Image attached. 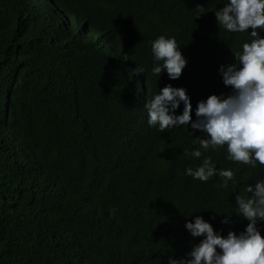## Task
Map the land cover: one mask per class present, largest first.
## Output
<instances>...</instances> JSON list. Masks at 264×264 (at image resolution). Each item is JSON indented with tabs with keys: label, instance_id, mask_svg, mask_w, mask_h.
Returning a JSON list of instances; mask_svg holds the SVG:
<instances>
[{
	"label": "trees",
	"instance_id": "trees-1",
	"mask_svg": "<svg viewBox=\"0 0 264 264\" xmlns=\"http://www.w3.org/2000/svg\"><path fill=\"white\" fill-rule=\"evenodd\" d=\"M126 1L0 0V264H116L121 261L116 258L120 247L124 252L122 264H135L137 258L141 264H168L169 256L183 257L202 238L193 237L188 229L187 236L177 220L184 222L201 215L224 235L230 228L239 232L248 223L246 218L235 215V196L250 195L246 186L264 179V166L257 162L253 168L229 161L226 144L201 149L199 158L189 155L193 148L200 147L195 136L205 134L194 131L192 135L191 122L163 132L149 126L136 79H115L101 66L96 45L99 36L107 33L120 42L128 62H120L125 54L111 51L114 59H119L114 64L126 78L134 75L129 64L142 67L151 87L147 96L152 99L164 83L151 71V42L161 34L174 36L188 62L172 85L186 88L194 119L197 101L212 93L231 91L218 68L235 62L234 54L242 51L244 42L253 39L249 34L251 26L243 33L218 26L213 10L227 0ZM191 10L197 11L195 15ZM83 22L89 24L82 33L77 32L80 38L67 37L68 33H76L72 25ZM95 30L101 31L100 35ZM257 30L264 35V31ZM57 32H63V36ZM61 38L73 44L70 57L64 50L70 44L65 41L63 45ZM187 40L195 46L189 57L186 51L190 49L181 45ZM86 42L91 44L87 50ZM91 122L100 130H94ZM97 142L102 144L100 148ZM85 148L89 149L83 151ZM97 148L105 153L101 152V156ZM206 156L217 169L233 171L227 186L219 175L201 181L184 174L187 167H197ZM160 189L174 190L175 196H154ZM141 196L156 212L147 230L148 239L123 232L124 219ZM110 209L115 211L110 213ZM224 214L233 215L230 224L221 223ZM263 221L257 222L260 229Z\"/></svg>",
	"mask_w": 264,
	"mask_h": 264
},
{
	"label": "clouds",
	"instance_id": "clouds-1",
	"mask_svg": "<svg viewBox=\"0 0 264 264\" xmlns=\"http://www.w3.org/2000/svg\"><path fill=\"white\" fill-rule=\"evenodd\" d=\"M214 11L218 26L227 31L243 33L249 31L250 26L252 29L249 34L253 39L244 42L242 51L234 54L235 62L221 64L218 68L224 85L230 86L231 91L227 94L212 93L197 101L196 118L192 119L193 108L186 88L172 85L186 66L187 57L182 54L174 36L161 34L151 42L154 64L151 71L164 84L144 104L148 112L147 122L149 126H157L161 132L166 128L188 126L191 122L192 135L194 131L205 134L203 137L195 136L200 147L193 148L189 153L195 158L201 157V149L207 150L210 146L215 149L226 144L229 161L240 165L248 164L253 168L257 162L264 166V35H260L257 30L264 31V0H227V3ZM196 16L199 18L201 15ZM65 41L70 44L68 49L64 48L70 57L71 43L69 39H63V45ZM181 45L190 49L191 54L195 50L189 40L181 41ZM111 51L118 53L120 49L102 36L97 51L101 66L108 69L115 79H136L140 99L144 101L151 88L144 69L139 66L138 69H133L132 78L124 77L123 71L118 70L114 64ZM120 60L121 63L126 61L125 58ZM176 111L181 113L177 114ZM184 174L201 181L219 175L224 177V186H227L234 175L230 169H217L207 156L197 167H187ZM245 191L250 195L235 196V215L248 220L243 230L236 232L230 228L224 235L222 230L214 229L212 223L201 215L184 222L177 220L184 226L187 236L189 230L193 237L202 238L183 257L169 256L168 264H264V235L257 224L258 220H264V179L259 178L254 184H248ZM154 196L175 195L160 189ZM114 211L115 209H110V213ZM155 213L150 205L147 206L145 198L139 197L124 219L123 232L148 239L147 230L151 228L150 222ZM232 216L224 214L221 223L230 224ZM116 258L121 260L116 264L125 262L121 247ZM135 264H141V260L137 258Z\"/></svg>",
	"mask_w": 264,
	"mask_h": 264
},
{
	"label": "bare ground",
	"instance_id": "bare-ground-1",
	"mask_svg": "<svg viewBox=\"0 0 264 264\" xmlns=\"http://www.w3.org/2000/svg\"><path fill=\"white\" fill-rule=\"evenodd\" d=\"M118 1H119V0H118ZM127 1H128V0H127ZM127 1H126V2H127ZM136 1H137V0H136ZM152 1H153V0H152ZM154 1H155V0H154ZM180 1H181V0H180ZM205 1H206V0H205ZM207 1H208V0H207ZM124 2H125V1H124ZM130 2H131V1H130ZM130 2H129V3H130ZM132 2H133V1H132ZM139 2H140V0H139ZM156 2H157V1H156ZM164 2H166V1H164ZM127 3H128V2H127ZM152 3H153V2H152ZM181 3H182V2H181ZM208 3H209V1H208ZM37 4H38V3H37ZM120 4H124V3H120ZM160 4H161V3H160ZM163 4H164V3H163ZM216 4H217V3H216ZM216 4H215V5L213 4V5L216 7ZM30 5H31V4H30ZM126 5H128V4H126ZM130 5H131V4H130ZM134 5H135V3H134ZM134 5H132V6H134ZM139 5H140V3H139ZM157 5H158V4H157ZM136 6H137V5H135V7H136ZM140 6H141V5H140ZM140 6H139V7H140ZM128 7H129V6H128ZM130 7H131V6H130ZM139 7H137V10L140 9ZM155 7H156V6H155ZM185 7H186V6H185ZM209 7H210V6H209ZM211 7H212V6H211ZM217 7H218V6H217ZM81 8H83V7H81ZM111 8H112V7H110V9H111ZM138 8H139V9H138ZM149 8H150V7H149ZM149 8H147V9L149 10ZM186 8H188V7H186ZM212 8H213V7H212ZM218 8H219V7H218ZM42 9H43V8H42ZM76 9H77V8H76ZM76 9H74V10H76ZM135 9H136V8H135ZM154 9H155V8H154ZM172 9H173V8H172ZM172 9H171V10H172ZM189 9H190V8H189ZM210 9H211V8H210ZM213 9H214V8H213ZM155 10H156V9H155ZM70 11H71V10H70ZM79 11H80V8H79ZM150 11H151V10H150ZM191 11H192V10H191ZM213 11H214V10H213ZM50 12H51V11H50ZM73 12H74V11H73ZM89 12H90V11H89ZM89 12H88V13H89ZM144 12H146V11H144ZM147 12H148V11H147ZM153 12H154V11H153ZM157 12H158V11H157ZM176 12H177V11H176ZM178 12H179V10H178ZM196 12H197V11H196ZM196 12H195V13H196ZM208 12H212V11L209 10ZM69 13H70V12H69ZM74 13L76 14V11H75ZM86 13H87V12H86ZM154 13H155V12H154ZM173 13H175V12L173 11ZM185 13H186V12H185ZM190 13H191V12H190ZM192 13L195 15L194 11H192ZM67 14H68V11H67ZM77 14H78V13H77ZM92 14H93V13H92ZM146 14H147V13H146ZM151 14H152V13H151ZM151 14H150V15H151ZM169 14H171V12H170ZM179 14H180V13H179ZM209 14H210V13H209ZM38 15H39V14H38ZM42 15H44V14L42 13ZM54 15H55V14H54ZM65 15H66V14H65ZM70 15H71V14H70ZM142 15H143V12H142ZM159 15H160V14H159ZM176 15H178V14L176 13ZM47 16H48V15H47ZM68 16H69V14H68ZM145 16H147V15H145ZM174 16H175V15H174ZM178 16H180V15H178ZM182 16H183V15H182ZM209 16H210V15H209ZM40 17H41V14H40ZM55 17H57V16H54V18H55ZM101 17H102V16H101ZM122 17H123V15H122ZM164 17H165V15H164L162 18H164ZM175 17H177V16H175ZM211 17H214V16H212V14H211ZM41 18H42V17H41ZM45 18H46V17H45ZM50 18H51V17H50ZM50 18H49V19H50ZM52 18H53V16H52ZM58 18H59V17H58ZM61 18H62V17H61ZM123 18H124V17H123ZM155 18H156V17H155ZM155 18H154V19H155ZM157 18H159V17H157ZM160 18H161V16H160ZM62 19H63V18H62ZM102 19H103V18H102ZM104 19H105V18H104ZM104 19H103V20H104ZM42 20H43V19H42ZM57 20H58V19H57ZM59 20H60V19H59ZM69 20H70V19H69ZM110 20H111V19H110ZM135 20H136V18H135ZM137 20H138V19H137ZM137 20H136V21H137ZM170 20H171V19H170ZM172 20H173V19H172ZM180 20H181V19H180ZM83 21H84V20H83ZM105 21H106V20H105ZM152 22H153V21H152ZM185 22L187 23V21H185ZM69 23H70V22H69ZM74 23H75V22H74ZM74 23H73V24H74ZM134 23H135V21H134ZM136 23H137V22H136ZM153 23H154V22H153ZM186 23H185V26H188V25H186ZM196 23H197V22H196ZM70 24H72V23H70ZM88 24H89V23H88ZM88 24H87V23L84 24V22H83V25H82L81 23H80V24H77V23H76V25H72V26H74L75 28H77V29H76V33H74V34H76V35H74L73 33H72V34H69V33H68V36H67V35H66V36L69 37V38H72V39L74 38L75 40H76V38H80V33L78 34L77 32H81V33H82V32L86 29V27H88ZM103 24H107V25L110 26V24H109L108 22H107V23L104 22ZM157 24H158V23H157ZM118 25H119V24H118ZM162 25H163V24H162ZM180 25H181V24H180ZM182 25H184V23H183ZM61 26H63V25H61ZM156 26H157V25H156ZM67 27H68V24H67ZM90 27H91V25H90ZM93 27L95 28V27H96V24H95V26L93 25ZM172 27L175 28L174 26H172ZM178 27H179V26H178ZM56 28H57V27H56ZM65 28H66V27H65ZM109 28H113V26H112V27H109ZM109 28H106V29H109ZM176 28H177V27H176ZM185 28H187V27H185ZM63 29H64V26H63ZM69 29H70V27H69ZM88 29H90V28H88ZM106 29H105V30H106ZM187 29H188V28H187ZM90 30H91V29H90ZM92 30H93V29H92ZM92 30H91V31H92ZM98 30H101V29H98ZM109 30L111 31V29H109ZM150 30H151V29H150ZM95 31H96V30H95ZM107 31H108V30H107ZM107 31H106V32H107ZM146 31H147V30H146ZM151 31H152V33L154 32L153 30H151ZM151 31H150V32H151ZM63 32H64V31H63ZM63 32H62L61 34H59L58 32H57V33H58L59 35H62ZM66 32H67V31H65V33H66ZM96 32H98V31H96ZM96 32H95V33H96ZM100 32H101V31H99L98 34H99ZM103 32L105 33V31H103ZM103 32H102V33H103ZM136 32H137V31H136ZM150 32H149V33H150ZM87 33H88V31H87ZM90 33H91V32H90ZM138 33H139V32H138ZM77 34H78V35H77ZM93 34H94V33H93ZM96 34H97V33H96ZM112 34H113V32H112ZM123 34H124V33H123ZM123 34H122V36H123ZM144 34H145V33H144ZM59 35H58V36H59ZM87 35H88V34H87ZM91 35H92V33H91ZM99 35H100V34H99ZM99 35H98V36H99ZM142 35H143V34H142ZM147 35H148V33H147ZM149 35H150V34H149ZM58 36H56V37H58ZM62 36H63V35H62ZM66 36H65V38H66ZM84 36H85V35H84ZM88 36H90V34H89ZM103 36H104L105 38H107V39L110 41V43H111L114 47L119 48L121 53L125 54V59H126L125 62H128V61H127V58H128V57H127V55H126L127 52H125V51L123 50V49H124L123 46H121V47L119 46V44H121V43H120V42H119V43L117 42V43H118V44H117L116 41L112 39L113 37L111 38V36H110L108 33H107L106 36H105V35H103ZM113 36H115V35H113ZM118 36L120 37V35H118ZM60 37H61V36H60ZM85 37H86V36H85ZM93 37H94V36H93ZM99 37H100V36H99ZM99 37H98V39H99ZM138 37H140V35H139ZM65 38H64V39H65ZM91 38H92V37H91ZM94 38H95V37H94ZM96 38H97V36H96ZM96 38H95V39H96ZM100 38H102V37H100ZM114 38H118V37H114ZM61 39H63V38H61ZM67 39H68V38H67ZM82 39H83V37H82ZM87 39H88V38H87ZM89 39H90V38H89ZM89 39H88V40H89ZM92 39H93V38H92ZM69 40H70V39H69ZM99 40H100V39H99ZM60 41H62V40H60ZM90 41H91V40H90ZM94 41H95V40H94ZM88 42H89V41H88ZM88 42H86L88 45H87L86 43H85L86 45L84 44L85 49H86L87 46H90V45H91V44L89 45ZM56 43H58V42H56ZM70 43H71V42H70ZM75 43H77V41H76ZM78 43H79V41H78ZM83 43H84V42H83ZM83 43H82V41H81V44H83ZM98 43H99V42H98ZM65 44H66V43H65ZM65 44H64V45H65ZM81 44H80V45H81ZM122 44L124 45V43H122ZM53 45H55V44H53ZM57 45H58V44H57ZM57 45H56V46H57ZM72 45H73V44H72ZM72 45H71V47H72ZM75 45H77V44H75ZM80 45H79V46H80ZM213 45H214V44H213ZM218 45H219V44H218ZM56 46H55V47H56ZM61 46H62V44H61ZM66 46H67V45H66ZM96 46H98V45H96ZM94 47H95V46H94ZM122 47H123V49H122ZM147 47H148V46H147ZM212 47H213V46H212ZM212 47H210V48H212ZM215 47H216V46H215ZM58 48H60V46H59ZM61 48H62V47H61ZM64 48H65V47H64ZM142 48H143V47H142ZM145 48H146V47H145ZM56 49H57V48H55V50H56ZM85 49H84V50L81 49L82 52H85V51L87 50V49H86V50H85ZM93 49H94V48H93ZM93 49L91 48V49H89V51H90V50H93ZM96 49H97V48H96ZM96 49H95V50H96ZM146 49H147V48H146ZM55 50H54V51H55ZM59 50H60V49H59ZM61 50H62V49H61ZM144 50H145V49H144ZM144 50H143V51H144ZM200 50H201V49H200ZM62 51H63V50H62ZM138 51H140V50H138V48H137V54H139ZM196 51L198 52V50H196ZM87 52H88V51H87ZM90 52H91V51H90ZM140 52H141V51H140ZM57 53H58V50H57ZM61 53H63V52H61ZM61 53H59V54H61ZM66 53H68V52H66ZM79 53H80V52H79ZM94 53H96V52H94ZM134 53H135V52H134ZM146 53H148V52H146ZM186 53L191 54V51L188 50V51H186ZM198 53H199V52H198ZM198 53H197V54H198ZM87 54H88V53H87ZM91 54H92V53H91ZM96 54H97V53H96ZM96 54H95V55H96ZM129 54H130V53H129ZM144 54H145V52H144ZM64 55H65V54H64ZM97 55H98V54H97ZM93 56H94V55H93ZM93 56H92V57H93ZM128 56H129V55H128ZM132 56H133V54H132ZM132 56H131V54H130V58H132ZM134 56H135V55H134ZM134 56H133V58H134ZM146 56H147V55H146ZM193 56H194V55H193ZM61 57H62V54H61ZM64 57H65V56H64ZM97 57H98V56H97ZM126 57H127V58H126ZM136 57H139V56L136 55ZM191 57H192V56H191ZM130 58H129V59H130ZM143 58H144V57H143ZM114 63H119V59H114ZM127 67H128V69H132V70L135 69V67H133V66L130 65V64H129ZM208 67H209V66H207V68H208ZM210 67H211V66H210ZM207 68L205 67V69H207ZM96 70H97V69H96ZM148 70H149V69H148ZM201 70H204V69H201ZM210 70H211V69H210ZM210 70L208 69V71H210ZM98 71H99V70H98ZM187 71H188V70H187ZM208 71H207V72H208ZM199 72H200V71H199ZM100 73H101V72H100ZM203 73H205V72H203ZM96 74L99 75L98 72H96ZM146 74H147V73H146ZM205 74H206V73H205ZM208 74H209V73H208ZM208 74H207V75H208ZM99 76H100V75H99ZM92 77H93V76H92ZM95 77H96V76H95ZM210 77H211V76H210ZM147 78H148V77H147ZM193 78H196V75H195V77H193ZM201 78H202V77H201ZM207 78H208V77H207ZM89 79H90V78H89ZM96 79H99V78H96ZM150 80H151V79H150ZM193 80L195 81V79H193ZM203 81H204V79H203ZM99 82H100V81H99ZM174 82H175V81H174ZM180 82H181V81H180ZM177 83H179V82L177 81ZM177 83H174V84H177ZM188 83H189V82H188ZM192 83H194V82L192 81ZM97 84H98V83H97ZM180 84H181V83H180ZM182 84H183V83H182ZM207 84H208V83H207ZM95 85H96V84H95ZM97 86H98V85H97ZM99 86H100V85H99ZM202 86H203V85H202ZM209 86H210V85H208V87H209ZM100 87H101V86H100ZM104 88H105V87H104ZM198 89H199V88H198ZM206 90H207V89H206ZM202 91H203V90H202ZM109 92H110V91H109ZM87 93H88V91H87ZM87 93H86V94H87ZM114 94H115V93H114ZM204 94H205V92H204ZM207 96H208V95H207ZM109 98H110V97H109ZM107 99H108V98H107ZM96 100H97V99H96ZM96 100H95V101H96ZM98 100H99V99H98ZM113 100H114V99H113ZM113 100H112V101H113ZM147 100H150V98H149V97H148V98H145L144 101H143L144 104L146 103ZM108 101L111 102L110 100H108ZM114 102H115V100H114ZM113 105H114V104H113ZM111 106H112V105H111ZM114 106H115V105H114ZM114 106H113V107H114ZM115 107H116V106H115ZM86 115H87V114H85L84 117H86ZM95 116H96V115H95ZM95 116H94V118H97V119L99 118V117H95ZM97 116H98V115H97ZM91 117H93V116L91 115ZM82 118H83V117H82ZM86 118H87V117H86ZM94 118H93V119H94ZM87 119H88V118H87ZM87 119H85V120H87ZM89 119H90V118H89ZM89 119H88V120H89ZM194 119H195V118H194ZM101 120H102V119H101ZM104 120H105V118H104ZM104 120H103V121H104ZM79 121H80V120H79ZM83 121H84V120H83ZM99 121H100V119H99ZM80 122H81V121H80ZM86 122H88V121H86ZM86 122H85V124H86ZM83 123H84V122H83ZM78 124H80V123H78ZM81 124H82V123H81ZM87 124H88V123H87ZM90 124H91V126H93V129H94V130L97 128V127L95 128L94 125H92V122H91ZM93 124H94V123H93ZM95 124H98V123H95ZM99 124H100V123H99ZM100 125H101V124H100ZM86 126H87V125H86ZM95 126H96V125H95ZM184 126H185V125H184ZM186 126H187V125H186ZM80 127H81V125H80ZM82 127L84 128L83 125H82ZM88 127H89V128H88ZM88 127H87V128L90 129V126H88ZM180 127H181V126H180ZM87 128H86V129H87ZM98 128H99V126H98ZM98 128H97V129H98ZM149 128H150V127H149ZM79 129H80V128H79ZM180 129H181V128H180ZM90 130H92V128H91ZM98 130H100V129H98ZM98 130H97V131H98ZM104 130H105V129H104ZM81 131H82V130H80V132H81ZM77 132H78V131H77ZM92 132H93V131H92ZM95 132H96V131H95ZM106 132H107V131H106ZM139 132H140V131H139ZM149 132H150V130H149ZM78 133H79V132H78ZM78 133H77V136H78ZM83 133H84V132H83ZM86 133H87V132H86ZM99 133H100V132H99ZM101 133H102V135H103V132H101ZM108 133H109V132H108ZM142 133H143V132H142ZM150 133H151V132H150ZM152 133H154V132H152ZM104 134H106V133H104ZM110 134H111V132H110ZM84 135H85V133H84ZM93 135H94V133H93ZM95 135H97V138H98V135H99V134L97 133V134H95ZM140 135H141V134H140ZM140 135H139V136H140ZM157 135H158V134H157ZM157 135H156V136H157ZM79 136H80V137H83L82 135H79ZM152 136H153V135H152ZM152 136H151V137H152ZM91 137H92V134H91ZM104 137H105V136H104ZM107 137H108V135H107ZM87 138H88V137H87ZM87 138H85V139L87 140ZM92 138H94V137H92ZM97 138H96V139H97ZM102 138H103V137H102ZM113 138H114V137H113ZM152 138H153V137H152ZM154 138H155V137H154ZM88 139H89V138H88ZM100 139H101V138H100ZM116 139H117V137H116ZM120 139H121V138H120ZM120 139H119V140H120ZM77 140H78V139H77ZM80 140H83V139H79V141H80ZM89 140H90V139H89ZM94 140H95V139H94ZM113 140H114V139H113ZM87 141H88V140H87ZM90 141H91V140H90ZM90 141H88L87 143H89ZM96 141H97V140H96ZM96 141H95V142H96ZM114 141H115V140H114ZM121 141H122V140H121ZM124 141H126V140H124ZM81 142H82V141H81ZM81 142H80V144H81ZM91 142H93V140H92ZM112 142H113V141H112ZM117 142H118V141H117ZM77 143H78V142H77ZM83 143H85V142H83ZM113 143H114V142H113ZM119 143H120V142H119ZM122 143H123V142H122ZM122 143H121V144H122ZM91 144H93V143H91ZM94 144L96 145V143H94ZM97 144H99V143L97 142ZM100 144H101V143H100ZM100 144L98 145L99 148H100ZM114 144H115V143H114ZM116 144H117V143H116ZM77 145H79V144H77ZM101 145H102V144H101ZM92 146H93V145H92ZM92 146H91V149H92ZM103 146H104V144H103ZM105 146H106V145H105ZM125 146H126V145H125ZM88 147H89V145H88ZM93 147H94V146H93ZM79 148H80V147H78V149H79ZM106 148H107V147H106ZM108 148H109V146H108ZM110 148H112V147H110ZM157 148H158V147H157ZM157 148H156V149H157ZM80 149H82V148H80ZM86 149H89V148H85L83 151H85ZM91 149H90V150H91ZM104 149H105V147H104ZM92 150H93V149H92ZM97 150H98V148H97ZM87 151H88V150H87ZM87 151H86V152H87ZM107 151H108V149H107ZM158 151H159V148H158V150L156 151V153H157ZM163 151H164V150H163ZM90 152H91V151H90ZM90 152H89V153H90ZM93 152H94V151H93ZM101 152H102V151H101ZM101 152L98 150V153L101 154ZM103 152L105 153V151H103ZM103 152H102V153H103ZM104 153H103V154H104ZM160 153H161V151H160ZM162 153H163V152H162ZM162 153H161V154H162ZM90 154H91V153H90ZM158 154H159V153H158ZM158 154H157V155H158ZM105 155H106V154H105ZM89 156H90V155H89ZM89 156H88V158H89ZM101 156H102V154H101ZM103 156H104V155H103ZM96 157H97V155H96ZM94 158H95V157H94ZM98 158H99V157H98ZM101 158H102V157H101ZM89 159H90V158H89ZM92 159H93V158H92ZM92 159H91V160H92ZM96 159H97V158H96ZM84 160H85V159H84ZM87 161H88V159L86 160V162H87ZM92 161H93V160H92ZM95 161H96V160H95ZM95 161H94V162H95ZM105 161H106V160H105ZM96 162H97V161H96ZM90 163H91V161H90ZM90 163H89V164H90ZM92 164L95 166L96 163H95V164L92 163ZM92 164H91V165H92ZM91 165H90V168H91ZM197 166H198V165H197ZM95 168H96V166H95ZM107 168H108V167H107ZM126 168H127V167H126ZM87 169H88V167H87ZM225 169H226V168H225ZM106 171H107V170H106ZM95 172H96V171H95ZM110 172H111V171H110ZM110 172H109V173H110ZM90 173H91V172H90ZM105 173H106V172H105ZM107 173H108V172H107ZM112 173H113V172H112ZM115 173H116V172H115ZM94 174H95V173H94ZM122 175H123V174H122ZM103 176H104V175H103ZM107 176H108V175H107ZM101 177H102V176H101ZM108 177H109V176H108ZM118 177H119V176H118ZM104 178L107 180V177H104ZM109 178H110V177H109ZM111 179H112V178H111ZM181 179H183V178H181ZM110 182H111V181H110ZM101 187H102V186H101ZM109 188H110V187H109ZM167 191H168V190H167ZM173 191H174V190H173ZM173 191H172V192H173ZM103 192H104V191H103ZM112 192H113V191H112ZM176 192H177V191H176ZM196 192H197V191H196ZM98 193H99V192H98ZM174 193H175V192H174ZM190 195H191V194H190ZM202 197H203V196H202ZM111 199H112V198H111ZM111 199H110V200H111ZM193 199H194V198H193ZM110 200H109V201H110ZM112 200H113V199H112ZM112 200H111V201H112ZM185 203H186V202H185ZM183 204H184V203H183ZM184 206H185V205H184ZM123 207H124V206H123ZM234 207H235V206H234ZM127 208H128V207H127ZM129 208H130V207H129ZM125 209H126V207H125ZM161 220H162V219H161ZM158 221H160V219H159ZM155 223H156V222H155ZM263 223H264V221H263ZM226 230H227V229H226ZM261 231L264 232V226L261 227ZM78 235H79V234H78ZM96 237H97V236H96ZM98 237H99V236H98ZM116 237H119V238H120V236H116ZM74 238H75V237H74ZM159 238H160V237H159ZM162 238H164V237H162ZM76 239H77V238H76ZM131 239H132V238H131ZM190 239L192 240V238H190ZM113 240H114V239H113ZM164 240H166V239L164 238ZM168 240H169V239H168ZM194 240H195V238H194ZM177 241H179V240H177ZM173 243L175 244V242H173ZM177 243H178V242H177ZM193 243H194V242H193ZM176 245H177V244H176Z\"/></svg>",
	"mask_w": 264,
	"mask_h": 264
}]
</instances>
